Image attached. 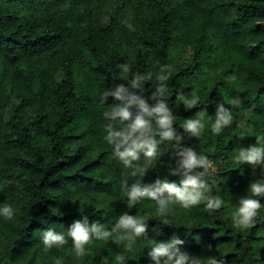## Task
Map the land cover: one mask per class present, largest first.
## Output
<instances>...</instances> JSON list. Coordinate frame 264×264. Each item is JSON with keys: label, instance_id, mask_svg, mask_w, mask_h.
I'll return each mask as SVG.
<instances>
[{"label": "trees", "instance_id": "obj_1", "mask_svg": "<svg viewBox=\"0 0 264 264\" xmlns=\"http://www.w3.org/2000/svg\"><path fill=\"white\" fill-rule=\"evenodd\" d=\"M164 66L168 79L158 81ZM134 73L151 79L134 88ZM160 83L182 146L206 155L215 169L205 177L207 194L223 201L214 211L205 202L173 205L167 225L154 201L127 207L124 185L178 183L169 169L180 150L162 142L154 161L141 154L135 162L147 174L131 177L104 139L111 108L122 106L104 94L124 84L155 105ZM194 93L192 109L177 99ZM221 103L233 121L214 135ZM198 113L205 126L192 137L181 125ZM257 137L264 143V0H0V207L14 210L11 220L0 216V264H121L118 256L122 264H154L151 247L173 236L201 264H264V197H255L262 207L254 226L238 229L232 219L250 182L264 179V168L234 159ZM124 212L146 219L147 236L130 250L126 242L93 238L77 258L67 234L74 220L86 216L111 230ZM45 229L67 243L46 248Z\"/></svg>", "mask_w": 264, "mask_h": 264}, {"label": "clouds", "instance_id": "obj_2", "mask_svg": "<svg viewBox=\"0 0 264 264\" xmlns=\"http://www.w3.org/2000/svg\"><path fill=\"white\" fill-rule=\"evenodd\" d=\"M119 67L124 73H128L130 68L127 64H121ZM164 66L160 69V74L156 77L158 81H166L167 75H164ZM145 79H151V76L145 77L142 74H133L129 83L134 88H141V82ZM165 84L160 83L157 92L153 93L152 98L156 100L155 105H150L148 100L135 93H129L124 84H121L115 91H109L104 94L105 98L113 96L122 101L121 105H114L111 108V121L105 126L106 136L104 139L113 146V155L118 158L126 169H131V177H144L147 169L138 163L141 154L148 162L156 159L159 145L164 142H172L173 148L180 150L182 157L176 162L175 166L169 169L170 176L179 177V182L169 179L157 178L154 184H141L134 182L129 185L125 182L124 187L127 190L128 204L132 208L142 200L154 201L156 213L159 222L168 224V216L171 212V206L178 205L184 209H190L205 202L206 209L209 211L217 210L221 207L223 201L207 193L211 191L210 185L205 179L210 175V169L215 171L212 163L206 155H198L191 147H183L181 142L184 140L183 134H178L173 127L175 117L164 99ZM186 109L197 107L199 103L198 96L194 93L192 98H186L184 95H178ZM239 105V100L232 102ZM138 109L135 116L131 109ZM108 112H105V116ZM119 117V119H117ZM198 118H188L181 127L184 133L192 137H199L204 123L200 114ZM153 120L155 121L156 131L153 130ZM233 115L228 107L223 103L219 104L215 112V120L211 124V130L214 135L221 134L225 127L232 124ZM243 127V124L239 125ZM159 137L157 139L156 137ZM123 148V150H121ZM235 161L238 163H247L253 166L264 168V143L257 137V143L241 147L238 149ZM249 195L242 196L236 211L233 213V224L238 229H247L254 226L256 217L262 207L261 200L255 197H264V179L251 181L249 185ZM0 216L5 220H11L14 216V210L11 205L5 204L0 207ZM153 230H156L154 226ZM149 225L143 216L122 213L111 230L97 222L90 223L88 217L74 220L68 227V236L71 237L73 248L77 258H82L86 254L85 245L95 238L97 240L107 241L112 238L115 243L126 242V247L130 250L135 244L137 238L147 236ZM42 241L46 248L53 245H63L67 243L64 234L57 233L53 229H45L42 232ZM184 241L177 236H173L169 241L163 240L155 243L148 252V257L154 264H201L198 257L188 251L181 250L178 245H183ZM211 250V245L208 246ZM121 261L122 257H117ZM55 264H62L60 259H56ZM211 264H223V261L211 259Z\"/></svg>", "mask_w": 264, "mask_h": 264}]
</instances>
